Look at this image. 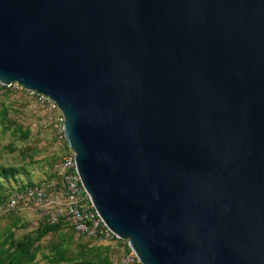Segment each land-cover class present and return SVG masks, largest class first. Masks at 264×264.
I'll return each instance as SVG.
<instances>
[{
  "label": "water",
  "instance_id": "obj_1",
  "mask_svg": "<svg viewBox=\"0 0 264 264\" xmlns=\"http://www.w3.org/2000/svg\"><path fill=\"white\" fill-rule=\"evenodd\" d=\"M14 82L143 264H264V0H0Z\"/></svg>",
  "mask_w": 264,
  "mask_h": 264
},
{
  "label": "rangeland",
  "instance_id": "obj_2",
  "mask_svg": "<svg viewBox=\"0 0 264 264\" xmlns=\"http://www.w3.org/2000/svg\"><path fill=\"white\" fill-rule=\"evenodd\" d=\"M59 130L22 94L0 99V196L29 184H45L68 152ZM32 208L0 218V264L16 251L17 264H112L128 252V241L104 242L67 225L53 231Z\"/></svg>",
  "mask_w": 264,
  "mask_h": 264
},
{
  "label": "built area",
  "instance_id": "obj_3",
  "mask_svg": "<svg viewBox=\"0 0 264 264\" xmlns=\"http://www.w3.org/2000/svg\"><path fill=\"white\" fill-rule=\"evenodd\" d=\"M4 92L22 94L35 108L45 116L46 125L59 130V138L67 145L64 133L65 117L57 103L44 94L27 90L18 82L8 86L0 83V99ZM68 152L55 166V177L45 184L15 189L6 197L0 198V218L16 210L32 208L51 225L63 223L78 234L89 239L104 242L121 240L104 222L94 208L90 196L79 174L76 153L67 145ZM112 264H143L131 249Z\"/></svg>",
  "mask_w": 264,
  "mask_h": 264
},
{
  "label": "trees",
  "instance_id": "obj_4",
  "mask_svg": "<svg viewBox=\"0 0 264 264\" xmlns=\"http://www.w3.org/2000/svg\"><path fill=\"white\" fill-rule=\"evenodd\" d=\"M54 177H55V174H54L49 180H51V179L54 178ZM31 185H35V184H29V185H27V186H31ZM25 187H26V186L21 187V188H18V189H23V188H25ZM8 194H9V193H8ZM6 196H7V194L0 196V198H4V197H6ZM45 222H46L47 225L50 226V228H49L47 231H45L42 235H45L46 232L53 231V230L57 229V227H59V226H63V225H65V224H63V223H60V224H58V225H51V224H49L46 220H45ZM72 229H73V228H72ZM73 230H74V229H73ZM130 250H131V248L128 247V251H130ZM19 256H20L19 252L16 251V253H13V254H11L10 256H7L6 261L2 262L1 264H17V262H18V260H19V259H18Z\"/></svg>",
  "mask_w": 264,
  "mask_h": 264
}]
</instances>
